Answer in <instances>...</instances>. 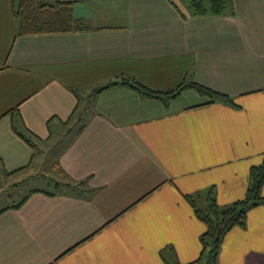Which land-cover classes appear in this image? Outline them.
Instances as JSON below:
<instances>
[{"label":"crops","instance_id":"obj_1","mask_svg":"<svg viewBox=\"0 0 264 264\" xmlns=\"http://www.w3.org/2000/svg\"><path fill=\"white\" fill-rule=\"evenodd\" d=\"M187 3L79 0L90 30L20 35L0 0V171L40 166L57 134V172L81 183L0 211V264H193L206 225L184 195L246 197L264 161V0L219 15ZM121 76L157 91L193 81L233 103L193 88L165 103L112 83ZM218 263L264 264V204L227 232Z\"/></svg>","mask_w":264,"mask_h":264},{"label":"trees","instance_id":"obj_2","mask_svg":"<svg viewBox=\"0 0 264 264\" xmlns=\"http://www.w3.org/2000/svg\"><path fill=\"white\" fill-rule=\"evenodd\" d=\"M79 0H56L55 4H47L39 0H13V12L17 20L18 33L20 35H34L43 33H61L90 30L89 24L82 18H77L73 12V5ZM209 6H205L204 0H189L193 14H223L231 7V0H209ZM127 84L143 95L157 98L168 103L177 97L184 89L193 88L201 95L211 99L233 103L232 98L226 94L219 93L196 82H183L177 88L168 91L152 90L136 80L121 76L115 83ZM110 83V84H112ZM99 90H96L97 93ZM16 111V110H15ZM17 134L30 146L37 145L33 134L26 129L18 130ZM65 173V172H63ZM55 180V179H54ZM56 191L40 190L47 194L55 195L63 192V187L67 186L71 190H78L81 183L56 182ZM264 184V161L259 165H254L250 170V179L247 195L243 199L236 200L228 205H220L215 197L213 189H209L202 194L184 195L193 207L197 217L206 225V231L201 236L202 253L197 262L203 264H219L218 255L222 241L234 226H245L248 211L258 205L264 204V196L261 193ZM29 195L22 201L14 204L10 208L21 207ZM204 197H206L204 199ZM9 209V208H7ZM4 209V210H7ZM2 210V211H4ZM195 262V263H197ZM174 264H179L178 261ZM192 264V263H191Z\"/></svg>","mask_w":264,"mask_h":264},{"label":"rangeland","instance_id":"obj_3","mask_svg":"<svg viewBox=\"0 0 264 264\" xmlns=\"http://www.w3.org/2000/svg\"><path fill=\"white\" fill-rule=\"evenodd\" d=\"M47 4H55L56 0H39ZM189 0L188 3L189 4ZM209 0H204L205 6H208ZM91 86L80 90L81 93V111L84 110L85 104H90L89 92ZM62 130L66 133L71 131V127L66 125L62 126ZM57 134L52 138L50 143H44V155L42 164L40 166H33L28 171H23L15 175H7L2 170L0 171V211L12 207L14 204L23 200L26 195H29L36 189H44L47 191H56V182L63 183L66 178L60 176L57 172V166L55 164V149H50V144L55 142L54 139H58ZM55 144V143H54ZM54 144L52 146H54ZM42 146V145H41ZM55 179V180H54ZM70 181V180H68ZM63 189H67V186L62 185ZM169 252V251H168ZM193 264H203V262H197Z\"/></svg>","mask_w":264,"mask_h":264}]
</instances>
